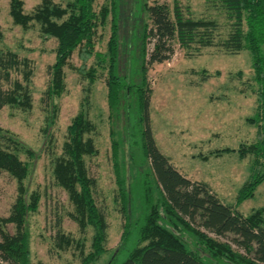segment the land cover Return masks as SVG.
I'll use <instances>...</instances> for the list:
<instances>
[{"label": "trees", "instance_id": "1", "mask_svg": "<svg viewBox=\"0 0 264 264\" xmlns=\"http://www.w3.org/2000/svg\"><path fill=\"white\" fill-rule=\"evenodd\" d=\"M63 1L61 5L42 0L38 8L25 14L21 12L20 0H9L10 14L21 24L37 20L41 32L55 40L43 91V100L50 105V123L55 111L53 99L63 87L62 69L74 50L80 59L77 71L88 84L104 72L109 116L116 119L125 98L133 100V135L139 136L142 157L129 181L121 154V135L113 127L108 132L121 231L106 264H264V205L247 214L237 209L264 180V0H203L210 14L213 13L206 17H194L188 4L181 0H171L170 6L134 0L127 19L122 16V0H108L99 13L94 10L95 0ZM106 17L109 35L105 55L93 68H85L86 60L92 56L91 39L96 24ZM127 39L133 47L125 69L120 55ZM173 43L187 55L198 54L208 47L229 54L245 49L250 55L257 105L248 121L255 125L256 135L252 143L237 151L249 153L253 167L263 164V168L251 173L239 187L234 204L223 202L206 182L180 172L158 150L151 135L145 75L151 63L169 57ZM30 73L26 57H19L7 48L0 49V108L20 98L26 106L30 104L27 89ZM90 131L86 113L79 111L66 126L67 136L60 153H52L50 160L53 181L66 192L79 229L91 230L89 248L81 264L93 263L106 250V218L96 204L94 178L86 160L96 153L87 135ZM0 138L4 140L0 142V171L20 183L8 214L0 216V264H31L25 225L28 216L37 210L39 193L22 184L29 174L30 161L19 158L17 140L4 131H0ZM20 147L29 160L34 158L31 149L22 144ZM7 224L13 227L11 233ZM66 241L57 220L54 245L61 248Z\"/></svg>", "mask_w": 264, "mask_h": 264}, {"label": "rangeland", "instance_id": "2", "mask_svg": "<svg viewBox=\"0 0 264 264\" xmlns=\"http://www.w3.org/2000/svg\"><path fill=\"white\" fill-rule=\"evenodd\" d=\"M51 1L61 5L64 2ZM133 1H121L122 16L126 19L127 14L132 12ZM146 1L171 5V0ZM181 1L188 4L194 17L213 14L203 0ZM107 2L95 0L96 13ZM41 3L42 0H20L21 12L29 14ZM108 19L106 17L104 22L96 24L91 39L92 56L86 60L85 68H93L105 55ZM122 33L125 34L124 29ZM132 44L127 39L120 55L125 69ZM54 45L55 40L41 32L37 20L27 21L26 24L15 22L10 14L9 0H0V49L7 48L19 57H26L31 68L27 85L30 104L26 106L20 98L18 102L0 108V131L14 137L19 158L30 161L29 174L22 184L28 190L39 193L37 210L28 216L25 225L29 236V259L31 264H81V258L89 248L91 230L79 229L66 192L53 181L50 161L52 153L59 154L61 151L67 136L66 126L71 118L84 111L91 123V131L87 135L96 148L94 155L86 157L88 170L94 178L96 204L102 208L107 224L106 250L91 264H106L121 231L108 132L113 127L121 135V154L129 181L136 167L140 166L142 157L139 136L133 135V100L125 98L116 119L109 116L104 72L88 84L87 79L77 71L80 59L74 50L62 69L63 87L60 95L53 99L55 111L50 123V105L43 100V91L48 82L46 67L54 57ZM172 48L169 57L163 62L151 63L145 75L151 135L158 150L180 172L190 179L206 182L223 202L234 204L239 187L250 178L251 173H258L263 168L262 163L253 167L249 153L239 154L237 151L239 147L252 143L256 135L255 125L248 121L257 105L250 55L245 49L229 54L215 47L187 55L176 43ZM3 141L0 138V142ZM20 144L31 149L34 158L29 160ZM19 185L6 172L0 171V216L8 214L14 197L20 191ZM262 205L264 180L255 187L252 196L237 205V209L247 214ZM57 220L67 240L61 248L54 245ZM6 229L10 233L13 231L11 224H7ZM219 240L224 241L223 238Z\"/></svg>", "mask_w": 264, "mask_h": 264}]
</instances>
